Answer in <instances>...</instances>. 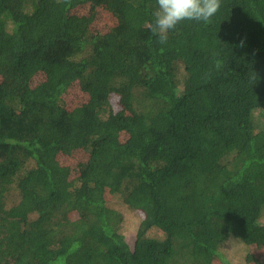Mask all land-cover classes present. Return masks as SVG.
Listing matches in <instances>:
<instances>
[{"label":"trees","instance_id":"16d2710c","mask_svg":"<svg viewBox=\"0 0 264 264\" xmlns=\"http://www.w3.org/2000/svg\"><path fill=\"white\" fill-rule=\"evenodd\" d=\"M96 1L0 0V264H264V0L163 44L156 0Z\"/></svg>","mask_w":264,"mask_h":264},{"label":"rangeland","instance_id":"374dc122","mask_svg":"<svg viewBox=\"0 0 264 264\" xmlns=\"http://www.w3.org/2000/svg\"><path fill=\"white\" fill-rule=\"evenodd\" d=\"M108 0H97L95 3H90L86 6L76 7L73 9V14H78L79 16L85 15L89 16L90 22V31L92 33L101 32L104 29L108 28L111 24V19L108 14ZM10 74L3 69H0V81H4L7 85L10 81ZM41 76L34 78L33 82L36 84L41 80ZM65 101L68 108H72L77 104L82 103L86 100V95H84L78 88V86H73L65 93ZM115 106V105H113ZM124 141V139H121ZM84 153L76 152L72 157L59 156V160L64 165H75L78 161L84 158ZM116 209L118 206L115 205ZM142 215L139 212L135 213H127L124 217V221L121 225V232L127 237L128 240L131 239L134 230L136 228L137 222L141 219ZM158 232V231H156ZM229 248H228V247ZM248 248L250 246H247ZM228 250L226 255H223L225 261L230 264H257L256 262L247 260L246 255L249 250L245 247V245L237 243V244H229L224 247ZM248 250V251H247ZM249 261V262H248Z\"/></svg>","mask_w":264,"mask_h":264},{"label":"clouds","instance_id":"9594fccd","mask_svg":"<svg viewBox=\"0 0 264 264\" xmlns=\"http://www.w3.org/2000/svg\"><path fill=\"white\" fill-rule=\"evenodd\" d=\"M155 22L149 28L160 43L168 39L169 30L183 20L209 21L220 7V0H156Z\"/></svg>","mask_w":264,"mask_h":264}]
</instances>
